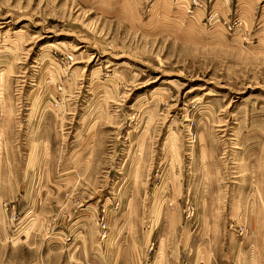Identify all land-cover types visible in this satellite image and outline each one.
I'll list each match as a JSON object with an SVG mask.
<instances>
[{
    "label": "rangeland",
    "instance_id": "rangeland-1",
    "mask_svg": "<svg viewBox=\"0 0 264 264\" xmlns=\"http://www.w3.org/2000/svg\"><path fill=\"white\" fill-rule=\"evenodd\" d=\"M64 218L99 264H264V0H0V264Z\"/></svg>",
    "mask_w": 264,
    "mask_h": 264
},
{
    "label": "crops",
    "instance_id": "crops-1",
    "mask_svg": "<svg viewBox=\"0 0 264 264\" xmlns=\"http://www.w3.org/2000/svg\"><path fill=\"white\" fill-rule=\"evenodd\" d=\"M72 226V222L64 218L54 224V229H37L32 241L35 251L30 259L7 253L5 264L10 261V264H99V241L95 228L90 225L79 228L78 225L73 229Z\"/></svg>",
    "mask_w": 264,
    "mask_h": 264
}]
</instances>
